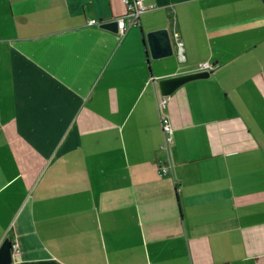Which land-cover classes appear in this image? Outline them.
Returning a JSON list of instances; mask_svg holds the SVG:
<instances>
[{
    "label": "crops",
    "instance_id": "crops-1",
    "mask_svg": "<svg viewBox=\"0 0 264 264\" xmlns=\"http://www.w3.org/2000/svg\"><path fill=\"white\" fill-rule=\"evenodd\" d=\"M148 3L119 33L100 25L122 0H0L10 264H264V0ZM201 63L167 96L165 145L158 82Z\"/></svg>",
    "mask_w": 264,
    "mask_h": 264
},
{
    "label": "water",
    "instance_id": "water-1",
    "mask_svg": "<svg viewBox=\"0 0 264 264\" xmlns=\"http://www.w3.org/2000/svg\"><path fill=\"white\" fill-rule=\"evenodd\" d=\"M100 27L111 32H118L116 20L103 23ZM145 43L147 44L148 54L151 59L157 60L173 54V46L167 28L146 33ZM208 76L209 72L202 71L160 80L158 82L160 94L162 96H169L183 84L192 80L207 78ZM12 257L11 242L6 238L0 246V264H10Z\"/></svg>",
    "mask_w": 264,
    "mask_h": 264
},
{
    "label": "built area",
    "instance_id": "built-area-1",
    "mask_svg": "<svg viewBox=\"0 0 264 264\" xmlns=\"http://www.w3.org/2000/svg\"><path fill=\"white\" fill-rule=\"evenodd\" d=\"M149 0H122L125 6V14L116 19L117 28L119 33H123L126 31L128 26H135L139 23L140 16L154 8L153 4L148 3ZM89 23H95L94 21H90ZM178 54L181 55L182 46L181 43H177ZM212 66L208 63H201L196 66L195 72L211 71ZM167 103V96H160L158 100V111L160 116L161 130L163 133L164 144L170 145L172 142V134L173 130L170 125L169 119L165 114V107ZM167 172V168L164 166L159 167V173L161 175H165ZM17 245L11 243L12 252H18Z\"/></svg>",
    "mask_w": 264,
    "mask_h": 264
}]
</instances>
